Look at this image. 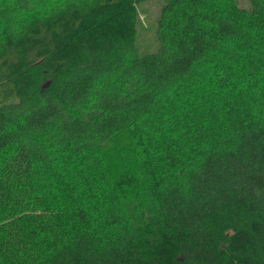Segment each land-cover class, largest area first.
<instances>
[{
  "label": "trees",
  "instance_id": "16d2710c",
  "mask_svg": "<svg viewBox=\"0 0 264 264\" xmlns=\"http://www.w3.org/2000/svg\"><path fill=\"white\" fill-rule=\"evenodd\" d=\"M11 1L0 264H264V0H161L145 55L146 0Z\"/></svg>",
  "mask_w": 264,
  "mask_h": 264
},
{
  "label": "rangeland",
  "instance_id": "374dc122",
  "mask_svg": "<svg viewBox=\"0 0 264 264\" xmlns=\"http://www.w3.org/2000/svg\"><path fill=\"white\" fill-rule=\"evenodd\" d=\"M48 1L49 0H35V1L29 0V1L22 2V3L17 2V5L18 3L21 4V5H18V12H19L20 18L24 16L23 14L25 13V11H27V13L29 14L32 13V17L34 16L35 12L48 11V10L52 11L53 10L52 5H50L48 8H45ZM238 1L240 5H243V6L246 5L245 0H238ZM11 4H12L11 0L4 1V4L0 8V12H3L4 8L10 6ZM160 6H161V0H146L145 2L140 3L139 10H135L136 13L134 15V22L137 28V33L135 36V44H136L137 52L134 51L133 54H129V55L150 54V53L155 52L157 48L159 47L161 42H159L158 36L156 34V20L159 15ZM1 30L4 32L0 33V42L4 39L3 34L5 32L7 33L10 32V31H6L8 30L7 28H2ZM119 74L120 72L118 71V72L111 73L109 76L110 78H114L115 76H119ZM202 76H203L204 81L208 83L207 74H202ZM106 79H109V77L107 76ZM104 81H105V78L104 79L98 78L97 81L94 83L92 87V93L88 97V101L90 103H92L93 100L97 98V94L99 90L101 89L102 83ZM207 95H208V99L210 100V103L214 105L216 109V107H218L220 103L219 101L216 102L214 99L216 96L215 91L210 90V92L207 93ZM57 125L58 124L56 121L52 122L51 124L52 131L56 129ZM32 136L37 139H42V138H45V133L42 131L37 132L35 134L32 133ZM9 147H13V146H9ZM16 149L17 148H14V151L7 149L6 153L0 154V161L1 159L3 161H8L7 159L11 157L12 155H14Z\"/></svg>",
  "mask_w": 264,
  "mask_h": 264
}]
</instances>
